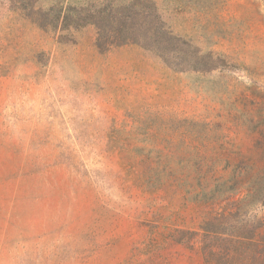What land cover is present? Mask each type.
<instances>
[{"label":"rangeland","instance_id":"1","mask_svg":"<svg viewBox=\"0 0 264 264\" xmlns=\"http://www.w3.org/2000/svg\"><path fill=\"white\" fill-rule=\"evenodd\" d=\"M0 264H264V0H0Z\"/></svg>","mask_w":264,"mask_h":264},{"label":"trees","instance_id":"2","mask_svg":"<svg viewBox=\"0 0 264 264\" xmlns=\"http://www.w3.org/2000/svg\"><path fill=\"white\" fill-rule=\"evenodd\" d=\"M120 44H118V42L116 41H113V42H106L105 40H103V35L100 34L99 38H98V47H108V48H111L113 46H118Z\"/></svg>","mask_w":264,"mask_h":264}]
</instances>
